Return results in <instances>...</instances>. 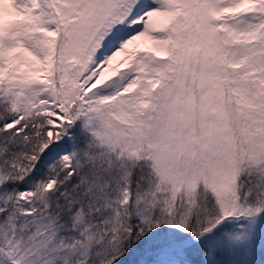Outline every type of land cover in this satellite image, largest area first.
<instances>
[{
	"label": "snow or ice",
	"instance_id": "6c2138e0",
	"mask_svg": "<svg viewBox=\"0 0 264 264\" xmlns=\"http://www.w3.org/2000/svg\"><path fill=\"white\" fill-rule=\"evenodd\" d=\"M0 264H264V0H0Z\"/></svg>",
	"mask_w": 264,
	"mask_h": 264
}]
</instances>
